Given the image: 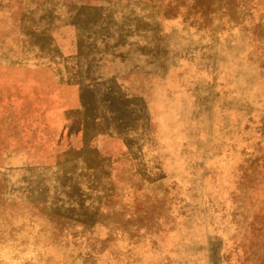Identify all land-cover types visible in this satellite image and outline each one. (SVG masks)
Returning <instances> with one entry per match:
<instances>
[{
    "label": "rangeland",
    "instance_id": "obj_1",
    "mask_svg": "<svg viewBox=\"0 0 264 264\" xmlns=\"http://www.w3.org/2000/svg\"><path fill=\"white\" fill-rule=\"evenodd\" d=\"M0 264H264V0H0Z\"/></svg>",
    "mask_w": 264,
    "mask_h": 264
}]
</instances>
